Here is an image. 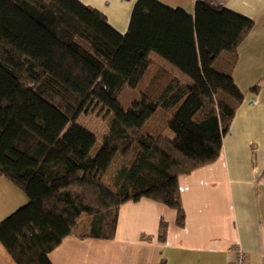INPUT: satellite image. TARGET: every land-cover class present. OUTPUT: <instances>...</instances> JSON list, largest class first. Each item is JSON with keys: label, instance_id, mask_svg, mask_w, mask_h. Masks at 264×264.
<instances>
[{"label": "trees", "instance_id": "trees-1", "mask_svg": "<svg viewBox=\"0 0 264 264\" xmlns=\"http://www.w3.org/2000/svg\"><path fill=\"white\" fill-rule=\"evenodd\" d=\"M252 28L212 0L192 15L137 0L125 34L78 0H0V178L28 199L0 222L14 263L51 264L67 237L112 241L120 206L141 199L182 228L178 178L219 157L243 97L229 71ZM221 47L225 71L203 70ZM152 53L188 81L155 66L124 110L116 97L138 88ZM156 111L171 112L161 133L146 126ZM85 114L106 128L94 156ZM166 230L160 220L158 242Z\"/></svg>", "mask_w": 264, "mask_h": 264}, {"label": "crops", "instance_id": "crops-1", "mask_svg": "<svg viewBox=\"0 0 264 264\" xmlns=\"http://www.w3.org/2000/svg\"><path fill=\"white\" fill-rule=\"evenodd\" d=\"M78 1L125 34L137 0ZM156 1L192 15L195 3L204 0ZM212 1L252 20L253 28L229 71L243 97L219 157L178 178L184 226L178 228L174 211L157 202H127L118 210L112 241L67 237L48 254L51 264H231L234 247L244 252L246 264H264V0ZM224 59L221 47L202 69L225 70ZM253 86L257 92L250 91ZM27 202L0 178V222ZM160 220L167 224L163 243L157 240ZM0 264H15L1 244Z\"/></svg>", "mask_w": 264, "mask_h": 264}, {"label": "rangeland", "instance_id": "rangeland-1", "mask_svg": "<svg viewBox=\"0 0 264 264\" xmlns=\"http://www.w3.org/2000/svg\"><path fill=\"white\" fill-rule=\"evenodd\" d=\"M150 60L153 62V66L150 67V69L146 72L138 88L136 89L123 88L121 92L117 95L116 100L124 110L128 109L131 106L132 102L138 97L141 87H143L146 84L155 66L164 65V67L178 74L184 81H188V79L184 75H182L179 71L171 67L168 63L160 59L155 54L153 53L150 54ZM216 68L220 69L221 71H225L222 70V67L220 66L219 67L217 66ZM170 115L171 112L156 111L152 115V117L147 121L146 126L157 133H161L164 131L166 122L170 118ZM77 124H79L84 129L94 134L95 137L97 138V144L92 152V156H94L100 145L99 142L100 137L106 131L104 124L100 122L97 118L89 114L81 115L77 120Z\"/></svg>", "mask_w": 264, "mask_h": 264}, {"label": "built area", "instance_id": "built-area-1", "mask_svg": "<svg viewBox=\"0 0 264 264\" xmlns=\"http://www.w3.org/2000/svg\"><path fill=\"white\" fill-rule=\"evenodd\" d=\"M231 253H232L231 264H246L245 254L240 248L234 247Z\"/></svg>", "mask_w": 264, "mask_h": 264}]
</instances>
